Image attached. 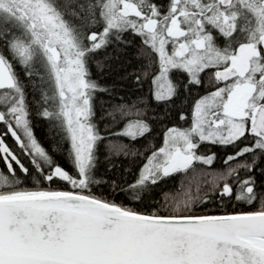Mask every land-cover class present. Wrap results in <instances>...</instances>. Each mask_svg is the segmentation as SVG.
<instances>
[{
  "label": "snow or ice",
  "instance_id": "6c2138e0",
  "mask_svg": "<svg viewBox=\"0 0 264 264\" xmlns=\"http://www.w3.org/2000/svg\"><path fill=\"white\" fill-rule=\"evenodd\" d=\"M0 264H264V0H0Z\"/></svg>",
  "mask_w": 264,
  "mask_h": 264
},
{
  "label": "trees",
  "instance_id": "16d2710c",
  "mask_svg": "<svg viewBox=\"0 0 264 264\" xmlns=\"http://www.w3.org/2000/svg\"><path fill=\"white\" fill-rule=\"evenodd\" d=\"M37 128L39 130V128H40L39 124H37ZM113 158L116 160L117 163H119L123 159L122 157L121 158L113 157Z\"/></svg>",
  "mask_w": 264,
  "mask_h": 264
}]
</instances>
